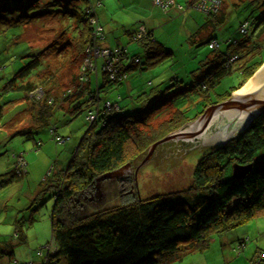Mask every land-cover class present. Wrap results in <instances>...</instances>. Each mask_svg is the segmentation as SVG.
<instances>
[{
    "label": "trees",
    "instance_id": "1",
    "mask_svg": "<svg viewBox=\"0 0 264 264\" xmlns=\"http://www.w3.org/2000/svg\"><path fill=\"white\" fill-rule=\"evenodd\" d=\"M81 1L85 2L82 9L70 5ZM102 1L31 0L15 4L0 0V20L8 23V27L20 29L13 35L14 39H19L30 24H40L45 15L52 14L59 25L54 43L43 48L21 42L14 44L17 47L13 50L0 43V113L15 100L4 99V95L11 92L23 93L29 110L27 125L14 135H24L26 141H34L35 148L39 149L41 142L35 139L34 133L46 128L53 141L65 144L69 138L60 135L52 122L56 112L71 113L75 119L83 106L89 109L90 126L67 169L58 174L54 184L50 176L46 177L39 191L41 195L52 194L54 205L50 218L52 238L37 252L38 264H171L181 260L185 253H203L216 238L223 239V247L233 246L241 253L246 247V238L227 236L264 216V114L224 146L217 150L209 148L195 165L189 187L141 197L84 218L72 217L71 202L76 194L87 191L95 180L127 164L136 166L137 160L142 161L155 143L196 121L209 106L226 101L264 64L262 47L261 51L248 56L250 21L241 22L237 31L243 35L241 39L233 34L225 38L216 35L213 28L217 29L220 23L213 26L217 23L211 19L219 16L225 0L218 11L211 9L214 0H154L163 13L170 7L180 12L204 13L208 17L202 28L210 26L215 35L200 43V46L208 45L209 55L196 72L190 73V79L173 75L156 81L147 91L139 86L129 106L123 107V95L118 93L115 101H111L109 93L113 89L103 93L105 86L123 85L119 90L128 88L131 75L159 68L173 60V53L157 42L152 33L137 31L132 43L142 45L144 61L140 54L133 55L126 46H121L119 54L109 57V64L105 58L91 56L94 49L103 47L107 40L97 12ZM6 5H13V9L8 10ZM54 7L58 9L49 10ZM92 21L96 23L93 25ZM246 23L247 32L242 33L241 27ZM203 29L197 34L201 35ZM72 32L78 36L72 37ZM259 38L257 36V40ZM253 44L259 45V41ZM116 47L118 45L109 48ZM24 59L27 61L22 62ZM9 60L12 69L6 71ZM64 75H67V85L62 88L60 81ZM236 76L240 80L237 86L229 87L224 93L218 92L225 78ZM190 89H193L191 98L194 101L191 108L197 110L193 118L187 115L190 107L184 110V104L179 108L170 104L176 94L179 96L180 92ZM155 120L160 121L155 123ZM18 159L22 165L7 173L1 185L24 176V162L21 156ZM248 166L252 167L250 173L242 179L237 178L238 168ZM235 198L237 203L233 202L231 212H227ZM16 233V240L24 242L21 231ZM1 241L0 259L12 258L15 245ZM228 241L237 246L226 245ZM251 264H264V252Z\"/></svg>",
    "mask_w": 264,
    "mask_h": 264
},
{
    "label": "rangeland",
    "instance_id": "2",
    "mask_svg": "<svg viewBox=\"0 0 264 264\" xmlns=\"http://www.w3.org/2000/svg\"><path fill=\"white\" fill-rule=\"evenodd\" d=\"M137 3L125 1L123 5L121 1L117 0V5L119 6L117 9L128 11L131 7V11H141L136 8L135 5ZM70 5L71 7L75 6L82 9L85 6V2H75ZM108 5L110 7L111 2ZM6 6L8 10L13 9V5ZM56 9L58 8L54 7L49 10L54 11ZM222 11H226V15L230 13L231 17L228 18L229 21L225 22L227 20L225 19L223 23H220V26L224 24L230 34L236 35L238 39H241L243 35L237 32L241 22L244 20H248L251 23L255 22L264 12V0H225ZM202 14L204 15V13ZM1 15L2 13H0ZM129 18L132 20L131 17ZM58 27L59 25L53 19L52 14L45 15L42 17L40 24H30L19 39H14L13 35L18 34L20 29L13 26L8 27V23L0 20V43H4L8 49L13 50L17 47L14 44L21 42H27L33 48H43L54 43ZM72 33L70 34L72 37L78 36L75 32ZM207 46L206 44H201V46L196 48L200 58L206 53L208 54ZM23 47H26V45ZM99 49L105 50L107 48L103 46L99 47ZM197 57L195 56L192 60L189 59L187 62L188 66L185 67L187 70L198 68L199 65L194 64ZM25 61L27 59L22 62ZM168 62H173V60ZM54 63H57V61H54ZM172 68L176 69L175 66L169 67L171 75L167 78H171L174 75ZM11 69L12 63L9 60V66H7L6 71ZM180 75L183 74L179 72L178 76ZM66 76L64 75L61 78L62 88L67 85ZM148 78L142 79L138 75H131L130 81H132L134 91H129L128 88L132 89L129 86L119 90L123 85L116 87L110 84L105 86L103 93L113 89L109 93L111 101H115L118 93L122 94L125 100L121 102V106L124 107L135 98L138 92L137 87L141 86L142 89L147 87L145 83L149 84L150 80L146 81L145 79ZM238 81H240L238 76L225 78L219 85L218 92L229 90V87L234 83L237 86ZM177 92L180 91H172L171 93ZM192 92L193 89L180 92L179 94L181 95L177 96L176 94L170 103L174 108H179L181 104H184V110H189L190 107L187 112L190 118L197 116V110L191 108L194 104L191 98ZM18 98L19 100H16ZM4 99L15 100L5 106L0 113V182L6 181L7 173L10 171L14 172L15 167L17 169L20 168L22 164L19 163V156L22 157L24 162V168L22 169L24 176L21 178L17 177L13 182L5 186L0 184V241L4 240L15 245L13 248L14 256L12 258L6 256L0 259V264L31 262L38 264L40 258L37 257V252L42 250L44 245L52 238L50 218L54 205V196L52 194L41 195L39 191L41 185L43 187L44 184L42 183L46 177L50 176V182L54 184L58 174L67 169L83 135L90 126L87 116L89 109L86 105L83 106L81 113L75 119H72L73 115L71 113L56 112L58 114L52 122L57 127L58 133L69 139L65 144L57 143L51 139L48 129L41 128L34 133L35 139L41 142V146L37 149L38 147L36 146L35 148L34 141H26L24 135H14L16 131L25 127L29 121L28 105L23 98V93H7L4 95ZM169 105H167L168 109L170 108ZM90 109H92V105ZM199 109H201V106H199ZM126 111L130 112L131 110L126 109ZM155 121L157 123L160 120ZM209 148H212V146L193 148L179 159L180 163L177 166L162 172L141 168L140 165L145 160L144 158L142 161L140 160L141 162L137 160L136 166L128 164L117 172L100 177L95 180L87 191L74 196L71 202L72 217L75 219L84 218L100 210L135 202L141 197L167 194L189 187L193 181L192 174L195 165L200 157L205 156ZM237 201L238 199L235 198L229 204L227 212H231L232 203H237ZM16 231H21V234L25 237L24 242L16 240L18 238ZM236 235L246 238V248L241 253L236 252L233 246L227 247L224 245L225 247H223V239L216 238L211 243L210 248L203 253H185L181 260H175L171 264H251V261L256 259L258 254L264 252V216L239 227L227 237L232 238L236 237ZM232 244L237 246L234 242Z\"/></svg>",
    "mask_w": 264,
    "mask_h": 264
},
{
    "label": "crops",
    "instance_id": "3",
    "mask_svg": "<svg viewBox=\"0 0 264 264\" xmlns=\"http://www.w3.org/2000/svg\"><path fill=\"white\" fill-rule=\"evenodd\" d=\"M118 1H121L123 5L125 1H130V3L132 1L138 2L135 6L141 11H131V7L128 11L125 9H117L119 7L117 5V0L102 1L103 3L101 7L97 9V12L100 23L107 33V40L104 44V47H111L114 45L126 46L133 55L140 54V58H142L144 61L145 55L142 45L138 43H132V36L137 31H143L152 33L153 38L157 40V42L162 44L165 49L170 50L173 53V62H165L161 64L159 68L157 67L156 69L144 71L138 74L140 78L144 79L145 77H149L145 80H150L149 84L146 85L147 87H144L143 89L141 88L142 91L149 90V88L154 86L156 81L169 77L171 75L169 67L171 66L176 67L175 70L173 68L171 69L174 71V76L178 77V73L181 72L183 75H180V77L183 79L189 77L190 79V73L194 71L196 72V69L198 68L195 70H187L185 67L188 66L187 62L189 59L192 60L195 56H198L194 64L200 66L203 61L207 60L209 55V53H206L202 58L199 57L196 48L200 46V43L206 40V38L215 35L212 33L213 29L218 33L216 35H221L223 38L230 35V31L226 30V26L224 24L219 26L217 29H212L210 26L203 29V24L206 20V17L208 16L203 15L202 13L195 10L180 12L174 7H170L168 12L163 13L157 6H155L154 0ZM109 2H111L110 7H108ZM218 15L219 16L217 18L211 19L212 22L217 23L212 24L213 26L222 23L225 19H227L225 20V22H227L229 21L228 18L231 17L230 13L226 15V11H221V13ZM263 15L264 12L257 20H255V22L252 23V28L249 35L247 36L249 38L247 42L248 56H251L253 53L261 50H263L264 53ZM129 17H131L132 20ZM200 29H203L201 35L197 34ZM219 32H221V34H219ZM259 34H261V36ZM257 36L260 37L259 40H257ZM255 41H259V45L253 44ZM261 47L262 49L259 50ZM164 66L167 67V70H165L166 68ZM234 85L235 83L232 86ZM128 86L132 88L129 89L132 91L133 86L131 82L128 84ZM243 238L244 237H241V239ZM231 243H233V241H228L226 245H231Z\"/></svg>",
    "mask_w": 264,
    "mask_h": 264
},
{
    "label": "water",
    "instance_id": "4",
    "mask_svg": "<svg viewBox=\"0 0 264 264\" xmlns=\"http://www.w3.org/2000/svg\"><path fill=\"white\" fill-rule=\"evenodd\" d=\"M2 1L21 4L31 0ZM263 114L264 64L243 88L233 93L228 100L209 106L196 121L186 124L180 131L155 143L140 167L162 172L177 166L179 159L195 147L209 145L217 150ZM251 169V166L239 167L236 177H246Z\"/></svg>",
    "mask_w": 264,
    "mask_h": 264
},
{
    "label": "built area",
    "instance_id": "5",
    "mask_svg": "<svg viewBox=\"0 0 264 264\" xmlns=\"http://www.w3.org/2000/svg\"><path fill=\"white\" fill-rule=\"evenodd\" d=\"M222 3V0H214V4L212 6V10L213 11H218V9L220 8V5ZM96 22L95 21H92V24L94 25ZM247 28H248V23L244 24L242 27H241V32L242 33H246L247 32ZM98 30L99 27H98ZM215 44H212V46H214ZM107 49L105 50H100L99 47H97L96 49H94V51L90 54L91 56H94V57H102V58H105V59H109V57L111 55H116V54H119L120 51L122 50L121 47H116L114 50L109 48V47H105ZM89 51V50H88ZM108 64H109V60H108ZM86 65V64H85ZM91 119L93 120V116L91 117Z\"/></svg>",
    "mask_w": 264,
    "mask_h": 264
},
{
    "label": "clouds",
    "instance_id": "6",
    "mask_svg": "<svg viewBox=\"0 0 264 264\" xmlns=\"http://www.w3.org/2000/svg\"><path fill=\"white\" fill-rule=\"evenodd\" d=\"M118 47H121L120 45H118Z\"/></svg>",
    "mask_w": 264,
    "mask_h": 264
}]
</instances>
